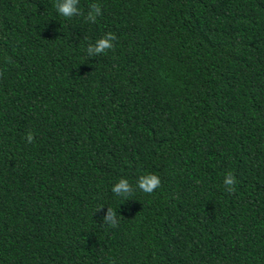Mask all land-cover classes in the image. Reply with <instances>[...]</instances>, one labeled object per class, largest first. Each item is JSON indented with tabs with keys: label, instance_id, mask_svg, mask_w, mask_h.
<instances>
[{
	"label": "trees",
	"instance_id": "obj_1",
	"mask_svg": "<svg viewBox=\"0 0 264 264\" xmlns=\"http://www.w3.org/2000/svg\"><path fill=\"white\" fill-rule=\"evenodd\" d=\"M56 2L0 0V264H264V0Z\"/></svg>",
	"mask_w": 264,
	"mask_h": 264
},
{
	"label": "clouds",
	"instance_id": "obj_2",
	"mask_svg": "<svg viewBox=\"0 0 264 264\" xmlns=\"http://www.w3.org/2000/svg\"><path fill=\"white\" fill-rule=\"evenodd\" d=\"M54 6L58 14L62 17L71 19L74 16H84V13L79 7V0H57ZM102 14V7L97 3H93L89 6V10L87 12V15L84 16V19L90 23H95L97 21V18ZM117 39L118 38L115 33L111 31L105 33L102 37L97 39L94 44L90 43L88 45V57H97L101 53H105L108 50L114 49V41H116ZM0 75H2V73H0ZM26 139L29 143H32L34 141V134L29 131L26 135ZM236 183V176L231 171H229L223 179L225 191L229 194L234 193ZM160 186L161 179L157 174L146 173L139 176L135 188L128 181V179L121 178L118 183L113 186L112 191L114 195L120 197L121 199L129 200V198L134 195L137 189L145 194H152ZM101 210L103 209H97L98 212ZM103 222L110 227H118L120 221L117 216V212L111 207L107 208V211L103 216Z\"/></svg>",
	"mask_w": 264,
	"mask_h": 264
}]
</instances>
